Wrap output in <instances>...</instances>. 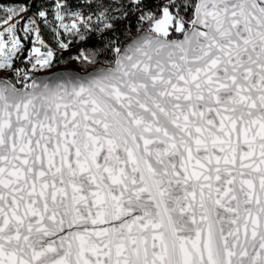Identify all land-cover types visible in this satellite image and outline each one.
<instances>
[{
    "label": "snow or ice",
    "instance_id": "1",
    "mask_svg": "<svg viewBox=\"0 0 264 264\" xmlns=\"http://www.w3.org/2000/svg\"><path fill=\"white\" fill-rule=\"evenodd\" d=\"M0 74V264H264V0L0 3Z\"/></svg>",
    "mask_w": 264,
    "mask_h": 264
},
{
    "label": "trees",
    "instance_id": "2",
    "mask_svg": "<svg viewBox=\"0 0 264 264\" xmlns=\"http://www.w3.org/2000/svg\"><path fill=\"white\" fill-rule=\"evenodd\" d=\"M19 2V0H0V3H16ZM136 33V27L132 26L131 28V34L135 35ZM117 36L120 38V40H122L124 43L126 41H128L130 39V36H126V35H121L120 33H117ZM46 40L50 41L51 37L50 34H46L45 35ZM55 47V45H53ZM102 45H100L95 38H93L92 41L89 42H80V43H74L73 45H71L69 47V49L67 50H61L57 52V58L54 61V66L55 65H59V64H65L67 63V61H70V59L72 58V56L74 54L79 55L80 54V50L83 49L85 51H87L89 48H93V47H101ZM109 59L111 57H108ZM105 57H101L100 58V62L103 63ZM80 64H82V66L84 67L85 70H91L92 67L91 66H86L83 63L79 62ZM19 66H21L23 63L22 62H18ZM99 66V65H98Z\"/></svg>",
    "mask_w": 264,
    "mask_h": 264
},
{
    "label": "rangeland",
    "instance_id": "3",
    "mask_svg": "<svg viewBox=\"0 0 264 264\" xmlns=\"http://www.w3.org/2000/svg\"><path fill=\"white\" fill-rule=\"evenodd\" d=\"M75 56H78V55L74 54L72 56V58L70 59V61H67V63H65V64H59V65H55V66L53 65L50 69L40 70L39 72L34 73V76L39 75V74H44L45 72L56 71V69H60V68H73V69L82 70V71H89V70H85L84 67L82 66V64L79 63V61L73 59V57H75ZM0 75H2V74H0Z\"/></svg>",
    "mask_w": 264,
    "mask_h": 264
},
{
    "label": "water",
    "instance_id": "4",
    "mask_svg": "<svg viewBox=\"0 0 264 264\" xmlns=\"http://www.w3.org/2000/svg\"><path fill=\"white\" fill-rule=\"evenodd\" d=\"M173 38H175V37H173ZM129 40L126 41L125 43L129 42ZM89 71H92V69L89 70ZM89 71H82V70H77V69H73V68H60V69H56V71L45 72L44 74H39V75H36V76L45 77V76H51V75L56 74V73H76V74L83 75V74H85L86 72H89Z\"/></svg>",
    "mask_w": 264,
    "mask_h": 264
},
{
    "label": "built area",
    "instance_id": "5",
    "mask_svg": "<svg viewBox=\"0 0 264 264\" xmlns=\"http://www.w3.org/2000/svg\"><path fill=\"white\" fill-rule=\"evenodd\" d=\"M25 65L24 64H22L20 67H24ZM34 75V74H33Z\"/></svg>",
    "mask_w": 264,
    "mask_h": 264
}]
</instances>
